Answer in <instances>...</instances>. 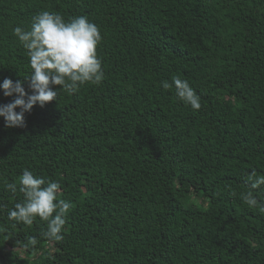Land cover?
<instances>
[{"label":"trees","instance_id":"1","mask_svg":"<svg viewBox=\"0 0 264 264\" xmlns=\"http://www.w3.org/2000/svg\"><path fill=\"white\" fill-rule=\"evenodd\" d=\"M42 11L98 26L104 78L53 85L23 127L0 117V264H264V185L247 179L264 175V0H0V83L29 94L13 29ZM174 76L199 110L162 87ZM26 169L71 203L62 241L8 219Z\"/></svg>","mask_w":264,"mask_h":264},{"label":"clouds","instance_id":"2","mask_svg":"<svg viewBox=\"0 0 264 264\" xmlns=\"http://www.w3.org/2000/svg\"><path fill=\"white\" fill-rule=\"evenodd\" d=\"M13 34L27 50L32 69L29 87L32 94L26 92L23 82H13L5 78L0 83L5 96L17 94L14 101L0 105V117L5 120L6 127L25 126V113L39 103L41 107L47 102L57 99V91L53 85L62 86L69 93L79 90L85 83L99 85L104 78L102 61L97 56V46L103 37L98 26L86 16H78L65 22L64 18L55 12L42 11L33 18L30 30L25 31L17 26ZM175 86L176 96L193 110L201 108L200 96L187 80L173 77L172 84L162 82L167 90ZM20 111H16L17 108ZM253 189L264 185V175H257L255 170L247 177ZM13 193L17 185H7ZM19 191L24 195L23 203H16L8 212V219L32 225L38 216L47 222L45 236L55 241H62V230L66 223L65 217L71 208V203L57 199L60 184L43 177L34 176L29 170H24L19 178ZM243 202L249 208H256L258 200L251 191L242 196ZM32 243L36 241L33 239Z\"/></svg>","mask_w":264,"mask_h":264}]
</instances>
